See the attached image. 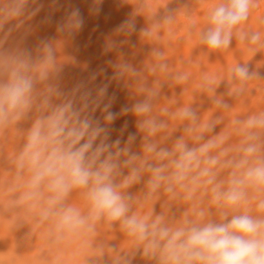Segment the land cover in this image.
<instances>
[{"label": "clouds", "instance_id": "clouds-1", "mask_svg": "<svg viewBox=\"0 0 264 264\" xmlns=\"http://www.w3.org/2000/svg\"><path fill=\"white\" fill-rule=\"evenodd\" d=\"M100 2L94 0V5ZM137 2V14L151 21L156 11L147 15L146 0ZM37 4L0 0V145L9 132L17 134V123L33 114L22 148L7 155V169L0 167V216L10 214L14 226L30 219L32 232L39 229L50 246L75 244L74 257L88 251L83 264H102L106 252L111 264H132L137 254L153 264H264V110L237 116L214 134L224 122L222 115L205 119L192 102L161 103L162 80L184 86L191 73L170 70L160 48H153L144 70L122 58L109 62L112 79L131 81L134 96L143 97L119 113L110 111L111 101L103 103L107 85L94 97L81 91L83 85L65 94L59 84L66 62L58 55L63 40L41 41L35 55L20 46L5 48L14 31L30 30L25 25L40 11V6L32 7ZM254 6V0H218L205 17L199 43L211 52L229 49L238 38L254 54L261 52L264 32L242 27ZM174 19L153 21L141 29V38L150 42ZM83 23L79 8H73L57 32L71 38ZM135 30L130 19L116 32L127 36ZM117 47L109 39L105 50ZM145 71L156 77L151 85ZM253 79L256 73L246 64H235L228 70V95L242 96ZM221 80L203 74L197 85L219 113L232 108L216 95ZM97 109L103 123L92 117ZM128 113L136 117L142 137L139 153L132 148L136 134H129L123 146L119 138L108 142L110 125ZM178 126L183 134L169 146ZM141 182V191L130 194ZM161 199L163 211L156 214L153 206ZM173 204L184 206L178 218L169 214ZM115 229L125 237L120 251L97 240Z\"/></svg>", "mask_w": 264, "mask_h": 264}, {"label": "bare ground", "instance_id": "bare-ground-1", "mask_svg": "<svg viewBox=\"0 0 264 264\" xmlns=\"http://www.w3.org/2000/svg\"><path fill=\"white\" fill-rule=\"evenodd\" d=\"M175 1L178 8L182 1H188L189 4L191 2L189 0H181V2L178 1L179 3L177 0ZM207 1L205 3L203 1L201 4L202 0H198V4L197 1L192 0V6L197 3L193 8L191 5L182 2L184 6H181L179 13L182 11V13L185 12V15L187 14L183 16V14H178V9L175 10L176 7H171L170 0H146L148 7L145 13L151 15L156 11L150 21L143 14H137L139 6L137 0H101L99 5H94V0H56L55 3H53V0H38V4L32 7L40 6V11L25 25V28L30 30L27 34H25V29L14 31L5 43V48L12 49L20 46L30 50L35 55L41 41L63 40L64 42L58 53L60 57L66 59L59 80L61 90L65 94H70L77 85H83L81 91H90L94 97L98 88L107 85V93L103 103L111 101L110 111L114 113H119L125 106L130 107L137 99L143 97L134 96L132 89L128 86L132 83L131 81L125 84L124 81L112 79L114 71L109 62L115 63L119 58H122L137 70H144L153 48H160L164 51L170 70L191 73L190 81L184 86L174 85L171 81L162 80L161 103H168L173 100L177 101L178 104L192 102V107L198 116L205 117L216 113L217 116L222 115L223 118L228 120L264 110V49L254 54L250 51L252 46L246 42H241L238 38H233L230 48L226 50L210 52L204 45H201L198 41V34L206 26L205 17L209 9L216 4V2L211 4V0L208 3ZM174 4L172 3V6ZM185 5L191 7L188 9L192 10L188 11ZM254 5L249 20L242 27L247 32H264V0H254ZM95 7H98L99 11H93ZM73 8H79L84 20L83 27L73 37L64 39L57 32V27ZM169 16L175 18L173 23L162 25L150 42L141 38V29L148 27L153 21L162 22ZM130 19H134L136 30L127 36L118 34L116 32L118 26ZM12 23L14 22L5 26V31L12 26ZM189 29H191V35H189ZM109 39L115 40L118 45L112 51L105 50ZM121 41L124 42L121 43ZM237 63L246 64L250 73H256L257 80L253 79L247 83L246 91L242 96L232 97L228 95L230 91L228 70ZM71 68H76L75 70L78 71L73 69L75 72L73 73ZM203 74L216 75L222 79L216 89V95L223 96L224 100L232 106L230 110L217 112L218 110L212 105L211 99L206 94L199 92L197 85ZM145 75H148L146 71ZM154 79L156 77L148 75L149 85ZM77 96H79V93ZM101 107H103V104ZM32 115L30 113L28 119L17 123L15 125L17 134L9 132L5 143L0 145V167L7 169L9 167L7 155L10 156L14 151L18 152L22 148V136L31 126ZM92 117L93 119H100L103 123L100 109L92 113ZM135 121L136 117L131 113L119 115L110 125L109 139L115 141L118 139L119 134L134 130L135 125L133 122L135 123ZM126 122L127 127L125 128ZM172 123L175 124L174 121ZM2 172L3 170L0 169V174ZM131 191L132 189L129 192L135 195V191ZM174 205L180 208L177 204ZM28 223L18 222L14 226V220L10 218V214L0 216V264H39L35 262L37 254L29 255L26 251H22L17 242L19 238L25 236L41 235L39 229H34V233L32 232L30 225L32 221L30 219ZM105 234L102 232L97 238H103L105 241L107 240ZM111 238H113L112 235L108 238V242L110 240L112 242H114L113 240L116 241V239ZM119 239L124 243L122 241L125 240L124 236ZM120 241L116 242L122 246ZM103 244H107V242ZM38 259L42 263L49 261L46 257H38ZM55 260L52 261L53 264H61L57 263L58 259ZM148 262L150 263V261ZM148 262L139 254L132 260V264H146ZM102 264H111L110 255L106 256Z\"/></svg>", "mask_w": 264, "mask_h": 264}, {"label": "rangeland", "instance_id": "rangeland-1", "mask_svg": "<svg viewBox=\"0 0 264 264\" xmlns=\"http://www.w3.org/2000/svg\"><path fill=\"white\" fill-rule=\"evenodd\" d=\"M162 1H167V0H162ZM178 1L181 2V0H177V2ZM193 1L194 2L195 1L198 2V0H193ZM203 1L205 3L207 0H202V2H200V3L202 4ZM208 1H207V3H208ZM211 1H212V2H210L211 4H214L215 2L218 3V0H211ZM175 2H176L175 0H170L171 7H173V8L176 7L175 10L177 11V9H178V11H177L178 14H183V16L185 15V12L182 13V11H181L179 13V9L181 10V6H184L183 4H185V3L188 4V5H191V3L193 4L192 0H189L190 4L187 3L188 1L187 2L182 1L183 4L181 2L180 3L181 5L179 4L180 7L178 8V5ZM172 3L173 4L175 3V4L172 6ZM198 4H199V2H198ZM195 5H193V6L191 5V7L193 8ZM185 7H187V5H185ZM191 7L188 6L186 9L191 8ZM183 9H184V7H183ZM189 10H192V9H188V11ZM186 13L189 14L190 12H186ZM73 69L75 70L76 68H71V71ZM74 70H73V73H75ZM75 71H78V70H75ZM76 74H78V72H76ZM212 115H213V118L215 116H217L216 113H213L211 115L205 116L204 118L207 119V118L211 117ZM230 122H231V120H228V119L224 118V122L216 126V128L214 130V134L220 132L225 126H229L230 125ZM133 124L135 125L134 126V130L123 132V133H121V134L118 135V138L121 140V146H123V144L127 141V138H128V135L129 134H136V137L137 138H136L135 142L133 143L132 148H133V151L139 153L140 150H141L142 137L138 133V130L136 128V121H135V123L133 122ZM182 134H183L182 126H178L177 127V130L172 133L171 139L169 141H167V144L170 146L171 142L175 138L179 137ZM108 142L111 143V142H114V141H112V140L109 139ZM137 185H138V187H137ZM137 185H134L128 191H130L132 189L131 192L135 191L134 194H137V192L139 193V191H141L140 189L143 188V182H141L140 184H137ZM134 187H135V189H133ZM136 188H137V191H136ZM130 194H132V193H130ZM160 201H161V203H159ZM160 201L156 202L157 204L155 203L154 206H153V207H155L154 208V211H155L156 214H159V213H161V211H163V208H162L163 199H161ZM175 206L176 205L173 204L172 205V208L170 207L169 214H170V216L179 217L181 215V213L185 210L184 209V206L183 205L182 206L181 205H178V206H180V208L179 207H175ZM156 209H157V211H156ZM105 233H107V234H105ZM109 233H110V235H109ZM109 233L108 232H104V234L107 235L106 236L107 237V240L104 241L103 238L102 239L101 238H97V240L99 242H102V243L107 242V244H105L107 247H110V248H112V249H114L116 251H120L121 250V244L117 243L116 241L119 242L121 240L119 238L122 237V236H124V235L120 231H118V229H115L114 231H111ZM115 233H116V235H115ZM118 233H120L121 235L118 234ZM111 235L113 236V238H111V239H116V241L113 240L114 242H112L110 240L109 241L110 243H109L108 242V240H109L108 238H110ZM122 241L124 242V240H122ZM17 242L19 243V248L22 251H26L29 255H31V254H35L36 255L37 254V256H36L37 259L35 260V262H37L39 264H53L54 262H52V261H56L55 259H57V258H58L57 263H61V264H83L84 256L87 255V254H89L88 251H85L82 255L74 257L73 256V252H74V249L76 248V245L73 244L71 246H61V247L50 246L47 243V241L41 237V235H37V236H34V237H27V236H25V237L19 238L17 240ZM120 243H122V242L120 241ZM115 245H117V246H115ZM123 245H124V243H122V247H123ZM124 247H126V245H124ZM123 253L124 252L121 251V254L122 255H123ZM107 255H109V254L106 252L105 255H104V257L102 258V261H104V259L106 258ZM38 257L39 258L40 257H44V258L46 257L47 259H49V261H44V263H42L38 259ZM90 259L95 260L96 258L93 257V258H90ZM147 262H148V260H147ZM146 264H153V262H150V263L148 262Z\"/></svg>", "mask_w": 264, "mask_h": 264}]
</instances>
